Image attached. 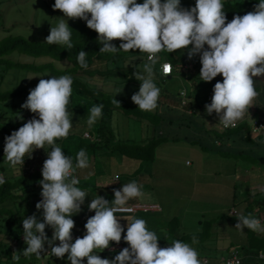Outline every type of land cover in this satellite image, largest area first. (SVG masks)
I'll list each match as a JSON object with an SVG mask.
<instances>
[{"label": "clouds", "instance_id": "1", "mask_svg": "<svg viewBox=\"0 0 264 264\" xmlns=\"http://www.w3.org/2000/svg\"><path fill=\"white\" fill-rule=\"evenodd\" d=\"M223 9L222 0H196L195 7L190 9L182 8L180 0H143L142 4L137 0H55L53 6L54 11H61L69 19L86 21L87 27L98 33L103 44L101 53L139 50L148 54L143 74L134 72L140 88L131 100L141 111H154L158 107L160 89L154 82L157 53L185 49L189 59L200 54L201 80L211 82L218 75L223 77V82H217L213 88L211 104L205 105L207 114L215 112L219 123L229 128L237 126L258 96L253 77L264 75V0H259L254 11L236 15L230 22ZM57 20L45 43L63 44L71 49L72 31L67 20ZM114 40L121 41L119 48L112 43ZM86 56L83 50L77 56L84 69L88 67ZM162 71L170 74L172 65L163 63ZM72 84L73 79L68 75L41 78L21 106L38 114L39 119L29 120L5 138L4 159L13 168L24 164L26 154L44 149L45 144L51 146L43 164V179L39 181L42 200L36 204L38 211L43 210V222H38L35 214L23 219V242L27 245L23 256L36 254L39 258L47 242L53 256L64 258L67 254L71 264H82L85 259L87 264H201L199 253L192 246L199 242L195 236L191 245L175 240L161 248L156 232L149 230L144 219L134 217L126 219L127 231L123 236L130 247L117 249L121 251L111 260L94 254L96 249H108L110 242H121L124 227L115 214L130 211L126 207L128 201L145 195L142 185L135 181L114 190L111 203L96 195L88 205L95 215L84 226L86 234L72 243L75 223L71 217L81 211L88 196L77 187L80 181L74 173L89 167L86 150L77 153L74 165L72 158L55 144L57 139L67 138L73 127L72 115L67 110ZM113 102L120 105L115 99ZM103 107L94 104L88 110L89 127L102 117ZM4 182L0 176V184ZM237 219L235 229L243 232L247 228L264 234V224L252 214ZM49 226L53 229L50 240L45 233ZM55 241H59L58 246H53ZM19 258L14 252L13 259Z\"/></svg>", "mask_w": 264, "mask_h": 264}, {"label": "trees", "instance_id": "2", "mask_svg": "<svg viewBox=\"0 0 264 264\" xmlns=\"http://www.w3.org/2000/svg\"><path fill=\"white\" fill-rule=\"evenodd\" d=\"M222 2L224 4L223 10L226 13L227 21L230 22L236 15L243 16L248 12L254 11L259 0H222ZM137 3L142 4L143 0H137ZM180 3L182 8L190 9L195 7L196 0H180ZM89 18H91L90 14ZM69 27L72 31L71 42L73 47L71 49H68L66 45L62 44L50 45L47 43H35L21 37L12 36L3 39L0 44V176H3L5 181L0 184V236H3L0 239V264H39L44 256H47L45 250L41 253L39 258L36 254H31L27 257L23 256V251L26 250L27 245L22 241L24 233L22 221L26 218V214H29L30 216L35 214L37 221L43 222V210L38 211L36 209V204L42 200V187L40 186L39 181L43 179V164L48 158L47 153L51 151V146L45 144L44 149H35L32 153L26 154L24 157V164L17 165L15 168L11 167L4 159L5 138L10 136L13 131H17L29 120L33 118L39 119L38 114L32 113L30 110L21 107L27 101L30 93L28 89L18 88L7 92L1 90L2 84L9 71L17 69L23 71L38 70L42 72L44 69L49 68L53 71L52 75L54 77L59 78L63 75L72 77V95L70 97V102L67 105V110L70 115H72L73 127L67 138H59L55 141V144L62 148L66 156L72 158L74 165L76 163V155L81 149L86 150L89 157V165L96 162V159L99 157L102 158L104 156L109 157L113 155L128 158L140 162V164L153 162L155 160L156 150L162 144L166 143V141L161 138L163 135L161 130L158 131L156 127L152 130L153 138L145 144H138L134 141L128 142L126 140H117L111 127L113 113L117 110L112 109V107L123 109L128 115H130V112L127 111L132 110L135 107H131L127 99H115L119 102L120 105H118L113 102L114 99L111 96L103 92L90 90L88 88V83L82 80L80 75V73L89 72L91 66L97 61L115 63L117 60H128L131 55L137 56L138 54L140 62L135 63L132 66L137 70V67L140 64L144 65V63L148 62V54L140 52L139 50H130L129 53L123 50H119L116 53H101L100 48L103 47V44L99 41L98 33L89 29L86 21L78 18L71 19ZM206 46L207 45H205V49ZM189 47L191 48L192 46L190 45ZM81 50L87 53V69L82 68L77 61L78 53ZM16 52L18 54L33 57L51 56L58 61L68 60L72 64V67L67 69H56L53 64L50 63L35 66L31 63H23L21 60L14 61L7 57ZM157 56L159 57V60L154 66V77H156L158 81H154L155 84L158 82L166 83L170 77H173V79L177 81L183 77L187 80L193 79L191 81L192 88H195V92L197 93L201 92V88L204 87L206 83L200 82L203 83L200 85L198 82L201 80L199 77L202 67L200 56L191 60L188 58V51L185 49L176 50L174 52L162 50L157 53ZM165 62L171 63L173 67L172 75L167 77L162 76L160 69L161 65ZM141 72H143V69ZM123 76L127 77V81L132 83V78L129 77L128 73ZM258 78L259 77H253L254 87L258 92V96L253 100L254 111L252 112V105H250L249 112L246 113L244 118L237 123L238 126L236 128H224L223 125L219 123L220 129L216 128L212 131H208L200 121L194 122V126L198 132H202L203 135L206 132L209 134L207 137L201 136L195 142L201 150L210 152L213 155L221 156L225 159H241L244 162L242 165L245 168L252 164L259 166L264 165V134L260 136L253 135L251 124V121L257 123L263 122L261 115L264 110V82L259 81ZM213 80L215 83H213L214 85H212V87L217 83L216 80L218 82H223V77L220 75L219 79L214 78ZM182 93L185 95L182 96ZM160 94H162L161 99H163V96L165 95H168V97L170 96L171 99L169 100L171 103L176 99L179 105L183 107L189 115V117L185 116L186 118L184 117V119H181L179 122H174V119H172L169 114V111L171 110L169 103L162 100V102L164 101L163 109L166 111L167 117L162 118V121H165V125L171 124L180 127H191L193 122L190 120L192 119L190 115L196 114L195 107H199L200 109L201 107L197 106V104L194 105V103L191 102L187 89L185 87L180 88L176 91L175 96H173V94H168L167 91L163 90ZM82 99L88 101L89 104ZM161 99L159 100L161 101ZM91 101L96 102L95 104L97 105H104L103 114L100 118L99 126L95 131V135L90 134L85 129L87 126L85 125V121H87L88 110L94 105ZM12 110L13 118H11L10 113ZM134 110L136 111V108ZM139 116L143 118L146 117L145 115L142 116V114ZM81 117H85V120L84 118L81 119ZM21 120H24L22 122L23 124L21 123ZM85 133H89L91 138H85ZM173 142H177V140H174ZM99 176L101 179L104 175ZM137 176L138 175H133V177ZM262 180L264 182V179ZM85 181L82 182V184L79 183L77 187L84 189L88 196L85 198V202L81 206V211L78 214L74 213L71 217L75 223V227L72 230V237L77 236L76 238H83L86 234L84 226L87 220L95 215L94 211H89L88 209L91 200L96 198V195L105 198L109 203L114 200L110 197V194L108 193L109 187H107L105 183L96 181V184L90 185V182H87V180ZM245 187L247 189L249 186H242V188ZM239 195L238 205H242L243 203L246 204L245 209L240 215H238V213L233 215V217L230 215L231 217H227L228 220L223 218L217 221H208L209 223L205 224L206 227L204 226L205 228H203L204 231L202 233L197 232L194 234H185L181 241H186V243L191 244L193 236L198 240L203 238L207 239L209 236H212V231L214 230L212 228L214 225H217L218 222L223 221L230 225H236L238 223L237 217L241 215L246 216L252 214L257 219L263 221L262 224H264V214H260L264 212V193L260 195L257 194L255 197L252 196L251 193L241 194L240 192ZM237 197L238 196L235 198ZM128 204L140 203L135 202V200H130L128 201ZM33 207L35 209H33ZM161 213V211L146 213L138 212L136 214H131L130 216L144 219L147 222L149 229L156 228L155 232L160 238L158 241L159 244L161 242L167 243V240L170 238L172 239L174 233L177 231V225L175 224L176 220L164 222V220H161ZM119 223L127 226L128 221L121 218ZM49 228L51 227H46L45 232ZM245 230H247V236L248 239H250L249 245L240 244L234 246L233 244H230L226 254L219 259L220 264L222 263V259H228L230 257L232 251H237L240 256H242L241 264H264V260L260 258L261 254L264 255V234L253 232L247 228H245ZM46 235L50 240L53 233H46ZM172 242L173 241L171 240V243ZM45 244H47V242ZM116 245H122L124 248L130 247L124 242L123 236L119 244L110 242L109 248ZM168 246V244L167 246L160 245V247ZM108 249H96L94 254H98L102 259L107 258L111 260L121 251L117 249L108 251ZM14 252L20 256L18 260L13 259ZM82 264H87V260H84Z\"/></svg>", "mask_w": 264, "mask_h": 264}, {"label": "rangeland", "instance_id": "3", "mask_svg": "<svg viewBox=\"0 0 264 264\" xmlns=\"http://www.w3.org/2000/svg\"><path fill=\"white\" fill-rule=\"evenodd\" d=\"M54 3V0H0V44L3 39L11 36L21 37L30 42L45 43L46 37L50 34L51 26L55 27L58 23L57 18L66 19L69 25L71 19L65 17L59 10L54 11ZM112 43L119 48L121 41L114 40ZM129 52L130 50L127 51V53ZM137 56L131 55L130 59L117 60L115 63L97 61L91 66L89 72L80 73V75L82 80L88 83L90 90L103 92L113 99H127L131 107L136 108L137 112L134 110L135 108L128 110L127 112H130V115H128L123 109L112 107V109L117 110L113 113L111 124L117 140L145 144L153 138L152 130L156 127L158 131L161 130L163 134L161 138L166 143L156 150L153 162L140 164V162L120 156H104L96 159V162L91 163L88 168L77 169L74 175L81 184L85 180L90 182V185L96 184V181L105 183L109 187L108 193L112 199H114V190L122 189L124 184L135 181L142 185L145 195L142 198L131 200H135L140 204L158 203L162 208L160 214L162 221L176 220L177 231L174 233V237L168 239L167 243H159V246H167V244L170 246L172 244L171 240H182L185 234L202 233L203 228L206 227L205 224L209 223L208 221H217L223 218L228 220L227 217H231L230 215L237 213L240 215L246 206L244 203L238 205L240 192L241 194L251 193L254 197L257 194L264 193V182L262 180L264 179V165L252 164L250 167L245 168L241 159H225L210 152H205L195 144L201 136L207 137L209 135L207 132L204 135L202 132H198L194 126L195 121L203 123L208 131L219 128V116L215 112L208 115L205 108V105H210L212 102L214 80L205 82V86H201V92L199 93L195 92V88H192L191 81L193 79L187 80L182 77L177 81L170 77L166 83L158 82L156 84L160 92L162 90L167 91L168 94H173V96H175L176 91L185 87L191 102L201 107V109L195 107L196 114L190 115L193 124L189 128L171 124L165 125V121H162L163 117L167 118L166 111L163 109L164 101L169 103L171 108L169 114L174 122L183 120L185 116L189 117L186 110L179 105L176 99H174V102H170L169 99L171 98L168 95L163 96L164 98L161 99L162 94H160L159 99L161 101L158 99L156 110H139L138 106L131 100L132 95L138 93L140 88V82L135 79L134 72L143 73L141 72L143 65L140 64L137 70L132 67L135 63L140 62L139 55L137 54ZM197 56L199 57L200 54L194 55L191 60ZM7 57L14 61L21 60L23 63H31L35 66L50 63L56 69L72 67L68 60L58 61L51 56L33 57L16 52ZM52 72L49 68L44 69L42 72L38 70H11L8 72L1 90L6 92L18 88L33 90L41 78L50 79L54 77ZM127 73L132 78V83L128 82L127 77L123 76ZM219 77L220 75L215 78L219 79ZM258 77L259 81L264 82V75ZM154 81H158L156 77H154ZM198 82L202 85L203 83L200 82L204 81L200 80ZM216 82L218 81L216 80ZM82 100L88 103L85 99ZM162 100L164 101L162 102ZM95 103L92 102V104ZM251 105L253 112V102ZM10 113L11 118H13V110ZM140 114L146 117H140ZM83 118L85 120V117H81V119ZM23 121L21 120V123ZM99 121L100 119L91 127L85 121L86 131L95 135ZM147 124H150V128L146 127ZM148 129L149 133L147 132ZM174 140H177V142H173ZM251 167L255 168L248 171V168ZM251 171L253 172L252 175ZM99 175L104 176L100 179ZM133 175L138 176L133 177ZM243 185L249 187L247 189L246 187L242 188ZM236 196L238 197L235 198ZM33 209L35 208L33 207ZM157 210L159 209L157 208ZM234 210H236V213H234ZM260 214H264V212ZM116 216L123 219L131 217L130 215ZM28 217L30 215L26 214V218ZM122 227H124V233H122V236H124L126 235L127 226L122 225ZM212 229H214L212 236L198 240L197 244L192 245L199 253L198 259L201 264H220L219 259L226 254L230 244L234 246L249 245L250 239H248V233L245 229L241 232L235 229V225L223 221L218 222ZM149 230L156 231V228ZM45 233H53V229L49 228ZM2 237L0 236V239ZM76 237H72V243L75 242ZM58 244L59 241H55L53 246H58ZM44 248L47 256H44L39 264H71L67 259V254L64 258H58L50 253L51 248L48 244H45ZM113 249H124V247L116 245L110 247L108 251Z\"/></svg>", "mask_w": 264, "mask_h": 264}, {"label": "built area", "instance_id": "4", "mask_svg": "<svg viewBox=\"0 0 264 264\" xmlns=\"http://www.w3.org/2000/svg\"><path fill=\"white\" fill-rule=\"evenodd\" d=\"M167 63H169V62H167ZM162 65L160 67L162 76L167 77V76L172 75L173 67H172V72L170 74L165 75L162 71ZM183 95H185V94L182 93V96ZM251 122H252L251 124H252L253 135H255V136L262 135L264 133V122H259V123L255 122V121H251ZM237 126H238V124H237ZM236 127H231V128H236ZM84 137L85 138H91L89 133H85ZM126 207L129 208L130 211L117 212L116 214L117 215H131V214H136L138 212H144V213H146V212H157L158 211L157 208L159 209V205H156V204L155 205L127 204ZM234 213H236V211ZM260 258L264 260V255L261 254ZM221 261H222L221 264H241L242 263V256H240V254L237 251H232L231 255L228 259H222Z\"/></svg>", "mask_w": 264, "mask_h": 264}, {"label": "crops", "instance_id": "5", "mask_svg": "<svg viewBox=\"0 0 264 264\" xmlns=\"http://www.w3.org/2000/svg\"><path fill=\"white\" fill-rule=\"evenodd\" d=\"M252 102H253V101H252ZM263 106H264V105H263ZM261 119H262V121L264 122V110H263V114L261 115ZM213 121H214V120H213ZM146 127H147V128H150V127H149V124H147ZM147 132L149 133V129L147 130ZM262 151H263V150H262ZM260 166H261V165H260ZM249 167H250V166H249ZM253 168H255V167L248 168V171L251 170V169H253ZM252 173H253V172L251 171V175H252ZM157 205H159V204L157 203ZM158 211H161V212H162V208H161L160 205H159V210H158ZM235 211H236V210H235ZM231 212H232V211H231ZM231 212H230V213H231ZM232 216H233V215H232Z\"/></svg>", "mask_w": 264, "mask_h": 264}]
</instances>
